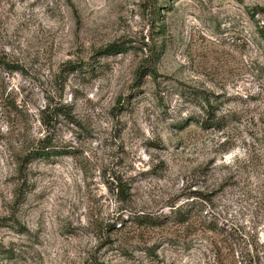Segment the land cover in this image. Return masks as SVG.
<instances>
[{"label": "rangeland", "instance_id": "obj_1", "mask_svg": "<svg viewBox=\"0 0 264 264\" xmlns=\"http://www.w3.org/2000/svg\"><path fill=\"white\" fill-rule=\"evenodd\" d=\"M0 264H264V0H0Z\"/></svg>", "mask_w": 264, "mask_h": 264}, {"label": "trees", "instance_id": "obj_2", "mask_svg": "<svg viewBox=\"0 0 264 264\" xmlns=\"http://www.w3.org/2000/svg\"><path fill=\"white\" fill-rule=\"evenodd\" d=\"M104 51L106 53H114L118 51V48H116V45L112 44L109 47L105 48Z\"/></svg>", "mask_w": 264, "mask_h": 264}]
</instances>
